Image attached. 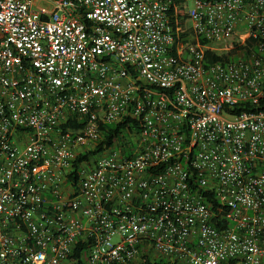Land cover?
I'll use <instances>...</instances> for the list:
<instances>
[{
  "label": "built area",
  "instance_id": "2783aa9c",
  "mask_svg": "<svg viewBox=\"0 0 264 264\" xmlns=\"http://www.w3.org/2000/svg\"><path fill=\"white\" fill-rule=\"evenodd\" d=\"M75 254L264 264V0H0V264Z\"/></svg>",
  "mask_w": 264,
  "mask_h": 264
},
{
  "label": "trees",
  "instance_id": "16d2710c",
  "mask_svg": "<svg viewBox=\"0 0 264 264\" xmlns=\"http://www.w3.org/2000/svg\"><path fill=\"white\" fill-rule=\"evenodd\" d=\"M176 1H182V0H176ZM250 47H251V43L247 42L246 47L240 48L243 50L242 54L244 57H247L251 54L252 48H250ZM235 52H236V50L232 49L230 52L218 56V55L214 54L213 52L207 50L205 52V58L208 61H214V60L227 61L229 59V57H231V55L235 54ZM106 128H107L108 136H107L104 143L99 144V148H102V147L105 148L113 141V138L116 136V134L118 132L119 126L118 125H109V126H106ZM74 258L77 259V262L75 264H81V262L78 260V254H75ZM140 264H162V263H159V262L150 263L145 258H142V262Z\"/></svg>",
  "mask_w": 264,
  "mask_h": 264
},
{
  "label": "rangeland",
  "instance_id": "374dc122",
  "mask_svg": "<svg viewBox=\"0 0 264 264\" xmlns=\"http://www.w3.org/2000/svg\"><path fill=\"white\" fill-rule=\"evenodd\" d=\"M41 5H43L44 7H49L46 3H42ZM34 5H33V10H35L34 9ZM211 48H212V50H214L216 53H220V52H223V48H224V45L223 44H221V45H214V44H211ZM85 259V258H84Z\"/></svg>",
  "mask_w": 264,
  "mask_h": 264
},
{
  "label": "crops",
  "instance_id": "0c3cea01",
  "mask_svg": "<svg viewBox=\"0 0 264 264\" xmlns=\"http://www.w3.org/2000/svg\"><path fill=\"white\" fill-rule=\"evenodd\" d=\"M38 5H39V3H37V2L34 3V6H35L34 9H35V10H36V7H37ZM35 10H34V11H35Z\"/></svg>",
  "mask_w": 264,
  "mask_h": 264
}]
</instances>
